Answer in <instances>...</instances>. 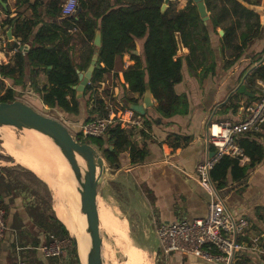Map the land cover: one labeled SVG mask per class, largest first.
<instances>
[{"label":"trees","instance_id":"16d2710c","mask_svg":"<svg viewBox=\"0 0 264 264\" xmlns=\"http://www.w3.org/2000/svg\"><path fill=\"white\" fill-rule=\"evenodd\" d=\"M203 1L206 11L216 9L209 15L207 24L200 18L193 0H188L190 6L178 12H171V1L161 11L163 0H79L77 12L69 17H63L60 13L62 0H43L44 17L38 13L28 19H6V31L7 34L10 31L8 35L11 37L8 49L16 47L17 50L11 57V64L0 66V101H14L19 89L20 92H30L39 97L43 105L56 108L65 116L77 115L80 99H76L73 86L79 82V72L87 69L92 55L97 52L98 66L94 68L82 98L88 94L86 104L92 101L86 120L92 116L107 117L110 109L105 108L104 100L99 96L93 97V93H97L94 91L95 86L102 81L105 73L111 71L115 79H118L116 58L128 54L133 64L122 68L124 82L120 85L127 84V90L140 97L147 85L157 102L155 110L163 118L184 113L187 111L186 97L177 95L174 86L181 82L183 60L189 72L195 71V64L199 65L207 54L213 60L208 27L215 34L219 27L223 30L219 48L221 51L229 49L232 52L230 58L224 60V67L236 61L254 38L262 37L264 0H219L221 5L215 3L213 7L210 0ZM15 3L31 7L34 12L37 6L40 7L37 2L31 4L28 0H15ZM227 21H230L228 25L221 26ZM242 27L244 30L238 33ZM72 29L80 33L79 42L85 45V50L79 54L81 61L77 63L74 62L75 45L70 44L73 39V33L70 32ZM96 30L100 31L99 46L93 44ZM177 36L183 47L189 50L184 57L177 55ZM239 38L241 42L236 43ZM20 47H24L23 50ZM214 67V61L204 67L202 77L213 73ZM42 73L46 76V84L40 86L38 77ZM3 79L10 80V84L6 85ZM256 80L264 81V64L250 73L248 82L253 85ZM124 100L137 104V100L132 97ZM125 109L126 106L121 107V110ZM134 114L144 117L145 113ZM142 124L148 126L149 121L145 118ZM75 135L80 142H83L82 138L90 141L112 169L123 165L122 157L125 154H128L130 164L142 163L148 156L144 146L131 141L116 115L105 134L99 138L82 137L80 131ZM238 144L249 162L240 166L237 159L223 156L210 172V178L216 182L217 189L225 186L228 173L233 181H240L264 157L263 147L248 135L240 138ZM177 148L179 145L173 147L174 150ZM27 173L45 185L50 201L51 194L47 185L33 172L28 170ZM0 179L3 180L4 177L1 176ZM0 205L3 207L1 202ZM41 216L44 227L52 237H69L66 227L52 212L49 216L46 213ZM47 218L50 219L49 223H46ZM262 245L264 247V243ZM72 252L76 253L74 245ZM76 262L78 263V258Z\"/></svg>","mask_w":264,"mask_h":264},{"label":"crops","instance_id":"0c3cea01","mask_svg":"<svg viewBox=\"0 0 264 264\" xmlns=\"http://www.w3.org/2000/svg\"><path fill=\"white\" fill-rule=\"evenodd\" d=\"M28 2L31 4L37 2L40 7L37 6L34 12L31 7L16 4L15 0H0V8L5 10L8 15L10 14L11 17H15V19L17 17L21 19L32 18L33 15L38 13H41L43 17L45 16L43 0H28ZM210 2L212 7L215 3L218 6L221 5L219 0H210ZM213 11H216V9L210 8L207 11L208 20ZM262 12V37L254 38L243 49L241 56L226 67H224V60L230 58L232 52L229 49L221 51L219 48V38L221 36L219 31L222 29L219 27L216 38L215 33L208 27L210 45L214 55L213 60L212 56L210 57L207 54L205 60H200L199 65L195 64L197 69L192 70V72H189L183 60L181 82L174 86L177 95L186 97V112L163 118L155 110L157 102L152 97L153 106L145 109L144 117L139 116L142 122L146 118L149 125L137 126L133 124V121L136 120L138 115H135L129 107L125 110H119L117 115L112 111L113 115L123 121L131 141L139 146H144L148 151L145 160L136 164H130L128 154H125L122 157L123 165L117 169L110 168V175L112 181L124 187L132 186L134 190H137L142 210L148 222L146 233L149 239L140 238L145 244L143 249L146 251L149 249L151 254L154 253L155 256L157 254L160 264H216L190 254L178 252L162 254L155 236V228L165 222L178 220L191 222L196 218L207 216L208 203L212 196L209 190L197 180L194 168L197 162L212 156L211 154L214 151L212 146L206 142L207 124L210 121L238 120L242 113V107L254 102L259 96L257 88L259 80H256L252 85L248 82V78L253 69L264 64V5ZM229 23L230 21H227L221 26H226ZM243 30L242 27L238 33ZM240 42V38L237 39L236 43ZM23 48L20 47V50H23ZM84 50L85 45L83 43L78 48L75 45V63L81 61L79 54ZM11 51L8 52V64L12 63L11 57L14 52ZM188 53V48L182 46L177 55L184 57ZM212 61L215 62L213 73H207L203 78L204 67ZM122 62L124 65H122ZM132 64L133 61L130 60L128 54L116 58L115 68L118 71V79L116 80L119 84L124 82L122 68ZM100 65L103 66V63ZM118 66L120 68H117ZM107 74H111V77L114 76L113 71L104 74L102 81L98 83L97 90L99 94H101L105 83L108 81L105 77ZM38 82L40 86L46 84V76L43 73L39 75ZM241 82L244 84L245 90L252 95L233 92ZM122 86L121 88L129 97L135 98L137 104H142V97L129 92L127 84L124 83ZM115 91L118 93L117 87H115ZM99 97L106 102L102 95ZM123 103L126 106L130 104L124 99ZM90 107L91 104L85 107V104L79 101V113L77 115H66L69 122L66 126L74 134L79 132L81 125L87 121ZM245 135L261 145L264 151V126L257 133L243 134L238 138V141ZM178 145L179 148L174 150L173 147ZM248 162L249 158L247 157V160L239 162V165L243 166ZM9 164H13L21 172L27 173L28 170L33 172L16 160L11 163L4 161L0 163V177H4L3 180L0 179V202L6 211L7 226L0 246V264H15L14 247L16 245L22 248L21 255L27 264H79V259L78 263L76 262L78 255L72 252L74 244L58 257L46 258L40 251L41 246L54 238L44 227V220L41 215L46 213L49 216L52 212L57 220L64 224L56 212V187L52 189L46 183V180L33 172L41 181H45L44 183L50 191V201L49 196L47 197L48 200L44 199V197L35 194L36 192L29 190L26 185H22V183L14 184L11 174L5 175L7 171L5 169L11 170L14 168ZM213 185L215 187L216 182H213ZM215 189L227 210L243 215L248 219L249 229L247 233L249 236L253 237L264 233V157L260 163L248 170L244 179L233 181L228 173L225 186L221 189L215 187ZM250 219L253 221H249ZM46 220V223L50 222L49 218ZM255 225L262 228L260 234H253L252 229ZM69 235L71 237L70 232ZM235 264H264V253L243 252L239 255Z\"/></svg>","mask_w":264,"mask_h":264},{"label":"built area","instance_id":"2783aa9c","mask_svg":"<svg viewBox=\"0 0 264 264\" xmlns=\"http://www.w3.org/2000/svg\"><path fill=\"white\" fill-rule=\"evenodd\" d=\"M79 8V0H62L60 13L63 17L73 16ZM11 18L0 8V66L9 63L6 45L10 40L7 34L6 19ZM14 47L11 52H16ZM258 98L242 107L238 120L210 121L207 124L206 142L214 149L213 155L196 163L194 172L197 180L210 192L212 198L208 203V213L204 218H196L191 222L182 220L161 223L155 228V234L162 254L178 252L190 254L202 260L216 264H235L243 252L264 253L261 235L249 236L248 220L240 214L227 210L218 196L210 172L223 157L229 156L244 162L247 157L238 144V138L245 133H257L264 126V81L257 82ZM105 108L111 105L104 102ZM112 110L107 117H95L81 125L82 137L99 138L103 136L113 121ZM138 116L133 121L142 126ZM121 126L123 121H121ZM6 211L0 205V246L6 233ZM69 237L53 238L41 246L40 251L46 258L60 256L72 247ZM22 248L14 247L15 264H27L21 255Z\"/></svg>","mask_w":264,"mask_h":264},{"label":"rangeland","instance_id":"374dc122","mask_svg":"<svg viewBox=\"0 0 264 264\" xmlns=\"http://www.w3.org/2000/svg\"><path fill=\"white\" fill-rule=\"evenodd\" d=\"M171 2H172V5L170 7L171 12H178L180 10H185L188 6H190L188 0H174ZM70 32L73 33V39L70 42L76 45V47L78 48L81 44V42H79L80 33L75 29H72ZM215 35H216L215 37L217 38L218 34H215ZM6 48H7L6 49L7 52H9L8 43L6 45ZM122 65H124L123 62H122ZM117 68H120V66H118ZM105 77L106 79H108V81L107 83H105V86L103 90L101 91V94L98 93V90H97L98 85H96L94 91H96L97 93H93V97L95 98L97 96L102 95L105 101L107 102V104L111 105L110 109L114 111L113 112L114 114L117 115L118 111L121 110V107L126 106V104L123 103V99L128 98L129 96L126 94L124 90H122L121 85L117 82L114 76L111 77V74H107ZM3 80L6 85H9L11 82L8 79H3ZM115 87H117L118 93H116ZM20 91L18 89V91L16 92L15 94L16 99L25 101L26 103L30 104L34 109L50 117L57 118L65 125L69 124L68 120L66 119V116L63 115L60 110L56 108L45 107L37 96H33L30 92L23 93ZM83 98H80V101L85 104V107H87L90 104L92 105V101H89L88 104H86V98H88V94L84 96ZM126 107H129V106H126ZM95 117H98V116H92L90 117V119L95 118ZM70 132L72 133L74 137H76L73 131H70ZM39 135L40 134H35V132H28L27 129L17 130L16 128H13L11 126L0 127V163L2 161L6 163H11L15 160L8 153H6L3 147V143L5 142V140H8L9 137H10L9 140L11 139L10 141H13V142L14 141L17 142L23 139H28L30 141H36L37 139L35 138H39L40 137ZM81 140L85 143L92 144L90 141L84 138H82ZM1 143H2V146H1ZM9 166H12L14 168L11 170L5 169L7 170L5 173L8 175L11 174L12 178L14 179V184L17 185L18 183L20 184L22 183V185L23 184L26 185L29 188V190H32V192H36L35 194H37L38 196H41V197H44V199H47L48 193L43 183H41L38 180H35L28 173L21 172L13 164H9ZM106 166H107L106 167L107 168L106 169V179L101 185L99 189L98 197H97L99 210L102 208L103 210L101 211L102 213L104 212L106 213V211H108L107 212L108 214L106 213L110 219V221L108 220V224L110 222L112 223L114 222L116 223V225L119 224L122 227L121 231L124 230L122 231L124 234L123 233L120 234V232L113 231L114 229L109 227L110 229H112L110 231L106 222L101 220L100 233H101L102 242H103L104 264H126L127 263V253H126L127 245L126 244L128 243V241L133 243L135 246H137V248H139L141 252L145 253L146 257L149 260V264H160L158 262L159 256L157 254L156 256L154 255V253L151 254L148 248L147 249L149 251L148 250L146 251L143 249L145 248L144 246L145 244L140 238H143L145 240L149 239V236L146 233L148 231L147 230L148 222L142 210V207L139 201V196L137 194V190H134L132 186L124 187L120 185L119 183L112 181V178L110 175L111 169L108 163H106ZM65 167L68 168V165L66 164ZM46 170H47L46 172H48L47 173L48 176L49 175L51 176L50 178H48V181L46 182L50 186L52 182H54V180H52L51 171H49L48 169ZM69 173L70 172H68L67 169H65L61 173L64 178V184L62 183L60 185L61 187L58 186L57 182L56 183L54 182V183L56 184V193H57L56 195L57 196L59 195V190H63L64 186L67 188L70 187L65 199H68L71 196V201L73 203V198H74V195L76 194L75 190H73V186L75 187L74 185L75 183L71 182L73 178L70 175L71 173L70 174ZM76 202L79 208V201L77 199V195H76ZM78 217L80 218L79 215ZM249 221H253V220L250 219ZM114 223L112 225H114ZM252 230L254 232L253 234H256V235L262 232V228L258 227L257 225H255Z\"/></svg>","mask_w":264,"mask_h":264},{"label":"water","instance_id":"95a60500","mask_svg":"<svg viewBox=\"0 0 264 264\" xmlns=\"http://www.w3.org/2000/svg\"><path fill=\"white\" fill-rule=\"evenodd\" d=\"M170 1L174 0H163L161 11L165 10ZM193 2L197 7L198 14L203 23L207 24L208 13L204 1L193 0ZM9 32L10 31H8V34ZM219 33L222 35L223 30H220ZM177 41L179 51L183 45L178 36ZM93 44L95 46L100 45L99 30H96L95 32ZM96 60L97 52L92 55L86 71L79 72V82L77 85L73 86L76 90V99L82 98L84 88L89 83L94 68L98 66ZM233 92L252 95L245 90V86L242 82L233 90ZM128 106L132 111L141 115L144 114L145 109L152 107L153 100L149 87L147 85L145 86V91L142 96V104L130 103ZM0 126H11L17 130H36L37 132L51 138L53 143L58 147L72 172L73 178L75 179V190L79 195L80 202L79 212L85 215L86 219V232L90 238V247L86 257V264H104L103 242L100 233V218L97 202L99 189L106 179L107 166L102 155L92 144L78 141L71 134L69 128L60 120L39 112L30 104L19 99H15L11 102L0 101ZM261 237L264 243V233ZM70 238L74 244L76 254L78 255L77 240L72 234ZM79 264H82L80 259Z\"/></svg>","mask_w":264,"mask_h":264},{"label":"bare ground","instance_id":"6f19581e","mask_svg":"<svg viewBox=\"0 0 264 264\" xmlns=\"http://www.w3.org/2000/svg\"><path fill=\"white\" fill-rule=\"evenodd\" d=\"M0 127H4V126H0ZM27 130L28 132H35V134H40L39 135L40 137L38 136L39 138H35L37 139L36 141L23 139L17 142L16 141L13 142L10 141L11 139L9 140L10 137L8 136L9 137L8 140H5V142L3 143V147L6 153L12 156L17 162L28 167L30 170L35 172L37 176H39L40 178L46 181H48V178L51 177L50 175L48 176L47 174L48 172H46L47 171L46 169H48L49 171H51L52 180H54L55 183L57 182L58 186H60L62 183L64 184V178L61 173L65 169H67L68 172L71 173L69 174L73 178L69 166H68L69 169L65 167L67 162L65 161L58 147L53 143L51 138L37 132L36 130H32V129H27ZM54 182H52V184L50 185L52 189L56 187V184ZM71 182L75 183V179L73 178ZM74 188L75 187L73 186V190H75ZM69 189L70 187L67 188L64 186L63 190H59V195L58 196L56 195L57 196V198L55 199L57 201L56 212L60 217V219L63 221L68 231L76 238L78 257L82 262V264L83 263L86 264V257L90 247V238L88 233L86 232V219H85V215L78 212L79 208L76 202V195L78 201H79V195L76 192V190H75L76 194L74 195L73 198V203L71 201V196L68 199H65ZM98 211H99L100 222L101 220H103L104 222H106L108 228L111 227L112 229H114L113 231L120 232V234L123 233L122 231L124 230L121 231L122 227L119 224L116 225V223L114 222H113L114 225H112L113 224L112 222L108 224V220L110 221L109 217L107 216L108 211H106L107 214L105 212L102 213L101 211L103 210L102 208L99 210V205H98ZM77 212L78 215L80 216V219L77 216ZM112 229L109 228L110 231ZM126 245H127L126 264H149V260L146 257L145 253L141 252L139 248H137V246H135L133 243L129 241Z\"/></svg>","mask_w":264,"mask_h":264}]
</instances>
